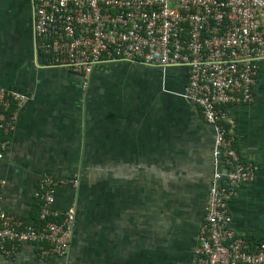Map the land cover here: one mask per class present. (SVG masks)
<instances>
[{
	"label": "crops",
	"instance_id": "0c3cea01",
	"mask_svg": "<svg viewBox=\"0 0 264 264\" xmlns=\"http://www.w3.org/2000/svg\"><path fill=\"white\" fill-rule=\"evenodd\" d=\"M19 2L0 0V90L26 98L0 161V208L31 222L40 180L51 174L60 181L55 207H75L76 219L65 257L43 258L36 245L23 244L12 257L0 253V264L192 263L212 176L226 165L213 156L215 126L179 87L176 78L187 84L189 73H161L157 95L152 80L128 73L140 66L121 65L126 75L96 74L99 67L85 90L79 74L47 66L35 51V36L15 24ZM221 110L241 157L257 167L229 202L233 229L260 241L264 60L254 100Z\"/></svg>",
	"mask_w": 264,
	"mask_h": 264
},
{
	"label": "built area",
	"instance_id": "2783aa9c",
	"mask_svg": "<svg viewBox=\"0 0 264 264\" xmlns=\"http://www.w3.org/2000/svg\"><path fill=\"white\" fill-rule=\"evenodd\" d=\"M32 7L35 51L47 66L79 74L85 90L97 67L109 63L188 71L183 95L215 126L213 154L226 165L225 173L213 174L190 264H264V241L252 244L233 229L229 202L254 181L257 167L241 157L221 110L254 100L264 60V0H32ZM25 103L24 96L0 90V134L7 137L0 138V161ZM59 183L51 174L40 180V227L0 208V253L12 257L33 244L43 258L68 254L76 209L55 207Z\"/></svg>",
	"mask_w": 264,
	"mask_h": 264
},
{
	"label": "flooded vegetation",
	"instance_id": "af4514ba",
	"mask_svg": "<svg viewBox=\"0 0 264 264\" xmlns=\"http://www.w3.org/2000/svg\"><path fill=\"white\" fill-rule=\"evenodd\" d=\"M19 1H20L19 5L15 6V9L18 10V15H19V17H17V20H15V24L17 22H19V24H22V25L24 24L25 28L28 29L30 32H32V36H34V29H33L34 28V16H33L32 0H19ZM122 64H124L123 65L124 67L126 66L129 69H131V67H132L130 65H136V64H125L124 62H115V64L110 65V67L104 66V67L100 68V70L98 69L96 71V74H99V73L105 74L108 71L110 74L112 73L113 75H115V74L116 75L117 74L118 75H126L128 73H131V71H133L132 70L133 67H132L131 71H129L126 74L123 73L122 69L124 67H120ZM139 69L142 70V72L140 71V73H139L140 77L143 76L147 80H152L150 83V87L153 90V92L157 93V95L160 93L158 90L161 89V83H160L161 82L160 81L161 73H162V75L163 74L167 75V77L174 73L173 69H164V68H160V67H148L145 65H141L140 67H138V70ZM176 76H178V75H176ZM179 77H182V76H179ZM176 79H177V82L180 84L179 87H181V85H186V84H184L182 79H178V78H176ZM109 81H111V80H109ZM112 81L116 82L115 80H112ZM163 84H166L165 81L163 82ZM106 86L110 87V85H108V84ZM141 86H143V85H141ZM213 151H214V149H213ZM213 156H214V154H213Z\"/></svg>",
	"mask_w": 264,
	"mask_h": 264
},
{
	"label": "trees",
	"instance_id": "16d2710c",
	"mask_svg": "<svg viewBox=\"0 0 264 264\" xmlns=\"http://www.w3.org/2000/svg\"><path fill=\"white\" fill-rule=\"evenodd\" d=\"M115 64V63H114ZM125 64H128V63H125ZM129 64H133V63H129ZM109 65H113V63H109V64H105V65H103L102 67H104V66H109ZM122 65H124V64H122ZM136 65L137 66H141V64H139V63H136ZM102 67H100V68H102ZM97 68H99V67H97ZM123 73H125V72H123ZM126 74V73H125ZM199 106V105H198ZM199 108H200V110H201V112H202V108L199 106ZM13 111H14V107L13 108H11V110H10V112H9V115L10 114H12L13 113ZM226 126V128L228 129V125L227 124H225ZM0 138H7L6 136H4V135H2V134H0ZM38 201V205H37V208H36V212L34 213V216L32 217V219H31V222L30 221H27V220H25L23 217H22V219H23V221L25 222V224H27V225H35V226H38V227H40V226H42V222L39 220V214H38V216H37V213H38V209H39V200H37ZM248 241L250 242V243H252V244H256V243H259V242H262V241H264V239H262V240H260V241H255V240H253V239H248ZM38 249V248H37Z\"/></svg>",
	"mask_w": 264,
	"mask_h": 264
},
{
	"label": "rangeland",
	"instance_id": "374dc122",
	"mask_svg": "<svg viewBox=\"0 0 264 264\" xmlns=\"http://www.w3.org/2000/svg\"><path fill=\"white\" fill-rule=\"evenodd\" d=\"M133 71H131V73H133V74H139L140 73V70H138V69H132ZM107 73H109V72H107ZM110 74V73H109ZM115 82H110V85H113Z\"/></svg>",
	"mask_w": 264,
	"mask_h": 264
},
{
	"label": "water",
	"instance_id": "95a60500",
	"mask_svg": "<svg viewBox=\"0 0 264 264\" xmlns=\"http://www.w3.org/2000/svg\"><path fill=\"white\" fill-rule=\"evenodd\" d=\"M197 107V106H196ZM197 109H198V107H197Z\"/></svg>",
	"mask_w": 264,
	"mask_h": 264
},
{
	"label": "clouds",
	"instance_id": "9594fccd",
	"mask_svg": "<svg viewBox=\"0 0 264 264\" xmlns=\"http://www.w3.org/2000/svg\"><path fill=\"white\" fill-rule=\"evenodd\" d=\"M199 107V106H198Z\"/></svg>",
	"mask_w": 264,
	"mask_h": 264
}]
</instances>
